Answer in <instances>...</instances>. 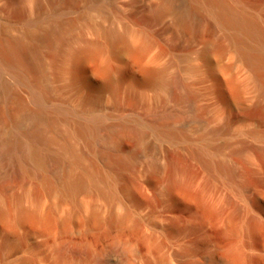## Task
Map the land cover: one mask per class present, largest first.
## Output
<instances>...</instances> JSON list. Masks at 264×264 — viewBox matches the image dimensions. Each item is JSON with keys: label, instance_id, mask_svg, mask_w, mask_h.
<instances>
[{"label": "bare ground", "instance_id": "obj_1", "mask_svg": "<svg viewBox=\"0 0 264 264\" xmlns=\"http://www.w3.org/2000/svg\"><path fill=\"white\" fill-rule=\"evenodd\" d=\"M153 38L162 42V51L154 50ZM228 53L234 58L225 64ZM166 55L169 61L159 65ZM87 63H96L102 83L74 108L59 93L85 85ZM113 63L120 71L110 86ZM177 64L186 75L202 72L212 81L228 113L222 127H209L208 108L198 105L190 85L177 74L168 76ZM236 64L245 73L242 83L233 74ZM58 80L66 88L55 86ZM248 83L264 98V0H0V221L10 234L29 223L52 225L51 210H41L40 203L42 195L53 194L58 204L85 210L83 222L92 231L102 221L89 202L77 203L84 194L108 205L133 203L119 217L110 213V226L159 203L166 208L159 214L162 232H192L181 213L194 220L212 217L208 184L217 179L233 184L236 166L216 137L237 126L236 134L253 144L230 155L249 151L264 174V103L244 106L241 94ZM160 89L165 92L160 109L130 113L118 103L121 90L127 99L142 101L147 92L156 99ZM103 93L108 105L101 103ZM52 144L58 152L50 151ZM34 179L39 190L29 192ZM15 189L20 193L5 209L3 194ZM238 190L251 203H264L263 194ZM222 221L231 227L233 215ZM71 222H78L74 211L57 224ZM245 232L247 246H217L210 263L255 264L258 256L247 252L264 247V225L249 218ZM57 253L61 260L106 264L87 245H65Z\"/></svg>", "mask_w": 264, "mask_h": 264}, {"label": "rangeland", "instance_id": "obj_2", "mask_svg": "<svg viewBox=\"0 0 264 264\" xmlns=\"http://www.w3.org/2000/svg\"><path fill=\"white\" fill-rule=\"evenodd\" d=\"M154 50H163V44L158 38H153ZM157 48V49H156ZM234 58L233 53H228L225 57V64H230ZM169 61V56L160 61L165 64ZM96 63H87L83 66L82 75L85 85L78 91H70L66 88L65 80L55 81V86L65 87L59 98L63 101L71 100V105L77 108L78 99L92 89L97 90L102 83L99 76L94 71ZM112 64V73L108 79V84L113 85V79L118 75ZM181 64H177L168 73V76L177 74L182 83L190 85V90L197 95L198 105L207 107L209 127H222L221 117L228 116L224 102L219 101L213 90V83L209 77H205L202 72L196 75H186L179 71ZM233 74L238 83H242L245 73L236 64L233 67ZM104 105H108L109 97L102 94ZM154 99L151 92L142 96V101L130 100L123 96L120 91L118 103L122 108L130 113L145 114L149 111L160 109L165 92L160 89ZM244 106H251L255 102L264 103V98L257 95V92L248 83L241 94ZM214 102L219 106H214ZM166 107L173 110L170 103ZM221 106V107H220ZM264 117V114H263ZM264 119V118H263ZM237 126H231L229 131L216 137V141L226 144L224 154L226 159L235 164L233 184L228 186L223 180L211 181L207 186L206 201L212 210V217L203 220H194L186 213L182 212V220L192 225V232L186 230L181 235H169L162 232L159 226L162 220L159 214L165 211V207L159 203L144 205L129 221L122 225H108L107 219L112 213L119 217L125 208H132L133 203L108 205L102 199L94 198L91 201L80 194L77 203L82 205L89 202L98 212L102 224L95 230H88L84 224L87 213L83 209H77L71 204L57 203V197L53 194L42 195L40 209L51 210L54 223L48 227L35 224H25L18 226L13 234H10L4 221H0V264H96L92 258H59L58 248L69 245L74 247L87 245L94 255L105 256L106 264H211L210 259L217 246L220 250H225L229 245L237 243L245 245L249 243V237L245 232L247 219L254 218L264 225V203L253 204L249 201L248 195L242 194L238 188H248L251 192L264 195V174L256 169L249 151L238 154H231L239 147L251 146L252 140L245 136L236 134ZM51 152H58V145L50 146ZM250 160V161H247ZM264 172V170H263ZM40 183L32 180L28 187L29 192L39 190ZM20 193L15 189L3 194L4 208L11 207L13 196ZM29 200L24 198L22 206L29 207ZM69 211H74L78 222H71L66 227H61L57 223ZM233 215L231 227L224 225L222 218ZM87 243V244H86ZM117 250H120L123 258L119 259ZM115 251V252H114ZM248 255L258 256L255 264H264V247L259 253L251 251ZM25 261V262H24Z\"/></svg>", "mask_w": 264, "mask_h": 264}]
</instances>
